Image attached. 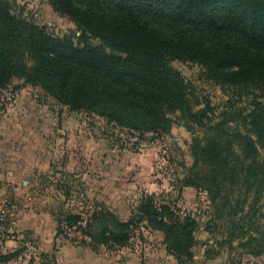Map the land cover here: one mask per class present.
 Wrapping results in <instances>:
<instances>
[{"label": "trees", "instance_id": "obj_1", "mask_svg": "<svg viewBox=\"0 0 264 264\" xmlns=\"http://www.w3.org/2000/svg\"><path fill=\"white\" fill-rule=\"evenodd\" d=\"M48 2L74 23L80 31L78 42L70 36L56 38L45 27L15 15L9 0H0V89L17 78L39 86L70 110L93 111L137 132L166 134L176 113L187 129L209 130L191 140L193 162L183 186L203 190L218 217L229 207L232 220L224 243L231 245L233 238L246 235L239 245L254 244L264 253V223L254 228L255 235L233 219L248 200L247 214L256 213L260 198L264 207V156L258 159L259 148L264 149V104L259 100L264 97V0ZM90 39L98 44H90ZM173 60L201 65L216 85L238 87L240 94L251 96L250 109L211 124L210 104L206 99L192 101ZM236 118L244 123V132L228 125ZM55 221L56 237L109 251L128 246L133 230L144 223L163 235L165 251L177 264L193 261L195 218L179 217L154 194L142 193L126 221L104 204H95L87 218L60 209ZM72 227L81 240L67 237ZM23 249L0 253V264Z\"/></svg>", "mask_w": 264, "mask_h": 264}, {"label": "rangeland", "instance_id": "obj_2", "mask_svg": "<svg viewBox=\"0 0 264 264\" xmlns=\"http://www.w3.org/2000/svg\"><path fill=\"white\" fill-rule=\"evenodd\" d=\"M9 1L15 15L45 27L56 38L70 36L78 42L80 31L68 17L55 12L48 0ZM89 41L98 44L96 39ZM171 65L183 76L193 102L208 101L212 109L208 113L211 124L237 114L243 116L250 109L251 96L240 94L238 87L212 83L201 65L178 60L171 61ZM259 100L264 104V97ZM201 107L203 103L194 106L195 110ZM171 117L175 122L166 134L137 132L93 111L70 110L39 86L25 84L17 78L1 88L0 218L3 216L4 221H0V240L16 242V247L3 250L4 254L24 248L16 258L3 264L12 261L33 264L36 260L41 264H56L52 253L41 254L34 231L20 229L17 223L25 221L26 226L42 227L46 232L49 221H55L60 209L87 218L95 204H104L121 219L108 201L113 191L106 194L101 187L123 183L134 186L126 195L131 213L136 210L141 194L148 193L154 194L158 203L169 204L179 217L195 218L192 264H264V253L254 244L239 245L246 235L236 236L231 245L223 242L228 240L232 220L229 207L218 217L203 190L183 186V177L193 162L189 149L192 138L211 132L199 127L187 129L186 121L177 119L178 113ZM228 125L240 132L245 130L244 123L237 118ZM258 151L261 159L264 149ZM103 168L106 174H102ZM249 202L233 219L239 220L243 231L251 229L249 233L257 235L254 228L261 229L264 223L261 215L264 207L261 208L260 198L254 205L256 213L247 214ZM54 224L57 227L56 221ZM67 233L68 238H82L74 230ZM162 239L161 233L141 223L133 230L130 244L117 250L122 251L123 258H135L137 264H162L161 260L169 255L164 251ZM250 248L254 251L249 252Z\"/></svg>", "mask_w": 264, "mask_h": 264}, {"label": "crops", "instance_id": "obj_3", "mask_svg": "<svg viewBox=\"0 0 264 264\" xmlns=\"http://www.w3.org/2000/svg\"><path fill=\"white\" fill-rule=\"evenodd\" d=\"M101 167H103L102 163ZM103 172L106 174V169L103 168L102 174ZM102 185H104L101 187L103 193L105 192L108 194L109 191H113L111 198H108L112 209L118 212L123 221L128 220L131 216V212L129 204L127 203L126 195L134 186L126 183H123L122 185ZM54 223L55 221L53 220L49 221L46 232H43L42 227L35 228V226H29V224L26 226L27 223L25 221L18 222L17 224L18 226L20 225V229L25 228L34 231L33 233L37 236V242L39 243L41 254H46L48 252L52 253L57 261L56 264H137V260L133 257L127 256L123 258L121 250L108 252L103 247H98L94 250L90 247L80 246L77 243H73L69 239L56 237V226ZM15 247L16 242L14 240L7 239L3 241V250L11 251ZM164 260H161L160 263L176 264L175 260L169 255L165 256ZM22 264L27 263L23 261ZM33 264L41 263L36 260Z\"/></svg>", "mask_w": 264, "mask_h": 264}, {"label": "built area", "instance_id": "obj_4", "mask_svg": "<svg viewBox=\"0 0 264 264\" xmlns=\"http://www.w3.org/2000/svg\"><path fill=\"white\" fill-rule=\"evenodd\" d=\"M0 221H4L3 216L0 218ZM81 224H84V222H82ZM74 228L75 227H72L71 229H68V231L71 232L72 230H74ZM2 251H3V242H2V240H0V253H2ZM8 264H19V261H12Z\"/></svg>", "mask_w": 264, "mask_h": 264}]
</instances>
